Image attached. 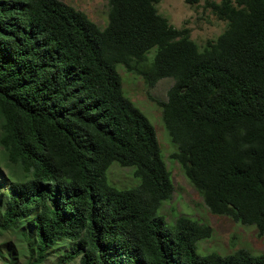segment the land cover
Here are the masks:
<instances>
[{"label": "trees", "instance_id": "1", "mask_svg": "<svg viewBox=\"0 0 264 264\" xmlns=\"http://www.w3.org/2000/svg\"><path fill=\"white\" fill-rule=\"evenodd\" d=\"M161 1L107 0L100 28L62 0H0V236L31 222L25 264H43L60 241L71 247L57 264H264L247 249L202 256L209 225L160 215L172 174L118 72L149 88L173 80L161 104L172 158L211 214L263 237L264 0L212 3L228 26L204 48ZM113 163L138 184L112 185Z\"/></svg>", "mask_w": 264, "mask_h": 264}, {"label": "rangeland", "instance_id": "2", "mask_svg": "<svg viewBox=\"0 0 264 264\" xmlns=\"http://www.w3.org/2000/svg\"><path fill=\"white\" fill-rule=\"evenodd\" d=\"M62 1L86 13L100 28L107 25V0ZM219 2L220 0H162L157 9L176 28H187L191 39L200 48H204L209 40L217 39L228 26V22L218 19L212 11V3ZM118 72L122 77L125 95L141 109L156 129L162 154L172 174L175 190L171 200L164 203L160 215H163L168 223H173L177 217L188 216L201 224L209 225L213 229V236L197 245V253L202 256L210 253L227 256L238 249H247L254 254L264 252V236H258L256 227L244 226L227 217L211 214L203 204L201 196L183 175L179 164L172 158L178 149L162 121L161 104L167 101V93L174 83L173 80L163 79L154 88H149L141 77L129 73L123 66L118 67ZM2 172L7 175L9 169L2 166ZM108 180L120 189L132 188L138 184L133 168L121 167L118 163H113L110 167ZM0 181L1 209L7 184L1 178ZM31 225V222H27L21 231L0 236V264H25L29 256V245L21 232H31ZM70 247V243L60 241L55 253L43 264H57Z\"/></svg>", "mask_w": 264, "mask_h": 264}]
</instances>
